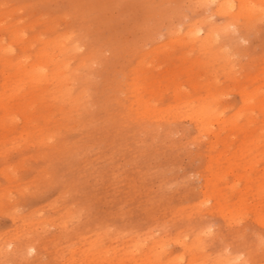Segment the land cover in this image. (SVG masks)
<instances>
[{"label": "rangeland", "instance_id": "obj_1", "mask_svg": "<svg viewBox=\"0 0 264 264\" xmlns=\"http://www.w3.org/2000/svg\"><path fill=\"white\" fill-rule=\"evenodd\" d=\"M219 1L0 0V264H264V17Z\"/></svg>", "mask_w": 264, "mask_h": 264}, {"label": "bare ground", "instance_id": "obj_2", "mask_svg": "<svg viewBox=\"0 0 264 264\" xmlns=\"http://www.w3.org/2000/svg\"><path fill=\"white\" fill-rule=\"evenodd\" d=\"M210 1H215V0H210ZM237 2L239 1V3L242 5V6H247V5H251V7H252V9H253V12L257 15H259V16H261V17H264V4L263 3H250V2H248V0H236ZM217 6L220 8V9H227V8H232L233 6H234V3L232 2H228V1H226V0H222V1H219L218 3H217ZM0 27H2V21L0 22ZM200 30H201V28H197L196 29V31L195 30H191L189 33H188V35L192 32V31H194V32H200ZM19 37L20 36H17V38L19 39ZM16 38V39H17ZM1 41V40H0ZM1 42H3V41H1ZM4 43V42H3ZM9 45V47H7L6 45H4V44H1L0 43V51L2 50V51H10V50H12V45H11V43H9L8 44ZM5 47H7L6 49H5ZM4 51V52H5ZM6 53V52H5ZM8 53V52H7ZM7 55V54H6ZM0 56H3V59H6V56H5V54H2L1 52H0ZM33 73H36V75H40V76H42L43 75V70L41 69V68H36L35 70H33ZM197 109H198V107L197 106H194V105H192V106H190L187 110H185V111H183V114L181 115V116H183V117H185V118H193L194 117V115H195V111H197ZM209 226H211V225H209ZM240 252V251H239ZM246 263V262H245Z\"/></svg>", "mask_w": 264, "mask_h": 264}]
</instances>
